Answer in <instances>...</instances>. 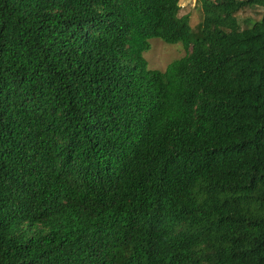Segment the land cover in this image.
Returning <instances> with one entry per match:
<instances>
[{"label":"trees","instance_id":"obj_1","mask_svg":"<svg viewBox=\"0 0 264 264\" xmlns=\"http://www.w3.org/2000/svg\"><path fill=\"white\" fill-rule=\"evenodd\" d=\"M179 1L0 0V264H264V0Z\"/></svg>","mask_w":264,"mask_h":264},{"label":"rangeland","instance_id":"obj_2","mask_svg":"<svg viewBox=\"0 0 264 264\" xmlns=\"http://www.w3.org/2000/svg\"><path fill=\"white\" fill-rule=\"evenodd\" d=\"M180 14L188 13L190 15V25L194 26L201 19L200 5L196 0H180ZM264 8L260 6L247 7L242 10L238 16L239 20L245 18L258 19L263 14ZM149 48L143 53L147 61V66L152 69L163 70L174 59L185 54V50L180 42L168 43L161 38L152 37Z\"/></svg>","mask_w":264,"mask_h":264},{"label":"crops","instance_id":"obj_3","mask_svg":"<svg viewBox=\"0 0 264 264\" xmlns=\"http://www.w3.org/2000/svg\"><path fill=\"white\" fill-rule=\"evenodd\" d=\"M180 2V1H179ZM181 4V3H180Z\"/></svg>","mask_w":264,"mask_h":264}]
</instances>
